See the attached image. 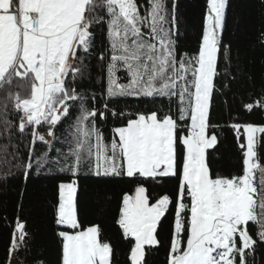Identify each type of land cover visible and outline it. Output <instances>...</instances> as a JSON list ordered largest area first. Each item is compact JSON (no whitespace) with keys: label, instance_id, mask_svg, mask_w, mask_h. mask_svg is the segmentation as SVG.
Here are the masks:
<instances>
[{"label":"snow or ice","instance_id":"snow-or-ice-1","mask_svg":"<svg viewBox=\"0 0 264 264\" xmlns=\"http://www.w3.org/2000/svg\"><path fill=\"white\" fill-rule=\"evenodd\" d=\"M207 5L198 52L179 56L167 0H148L143 13L137 0H0V127L31 137L27 158L13 156L15 166L25 178L46 167L70 174L58 186L55 223L65 229L58 232L60 264H113L111 240L104 239L98 224L85 227L78 216L82 168L97 178L133 184L122 195L115 219L129 244V264H148V254L161 247L165 264H247L246 255L257 244L254 235L264 242V197L254 183L264 159V125L229 116L226 126L242 153L239 174L214 173L208 160V150L219 143L218 125L211 119L213 98L234 77L227 49L220 69L226 0H207ZM101 26L107 45L94 56ZM90 57L99 65L101 108L95 106V94L77 87L89 72ZM126 97L169 103L167 111L148 113L109 108L112 100ZM241 107L264 111V91ZM73 111L60 141L65 147L53 157L57 125ZM109 115L127 119L106 138L101 124ZM42 125L52 141L39 133ZM37 142L48 149L39 156ZM168 179L177 181L175 194L153 197L148 185ZM169 213L171 228L162 240L161 225ZM27 237L26 223L17 217L4 264L26 250Z\"/></svg>","mask_w":264,"mask_h":264},{"label":"trees","instance_id":"trees-1","mask_svg":"<svg viewBox=\"0 0 264 264\" xmlns=\"http://www.w3.org/2000/svg\"><path fill=\"white\" fill-rule=\"evenodd\" d=\"M148 0H137L141 12L145 11ZM169 12L175 20L170 24L177 54L195 55L202 41L205 17L208 11L207 0H167ZM174 5V8H173ZM171 20V16L169 17ZM221 63L223 71L225 49L230 56V72L234 79L224 89L223 94L213 98L211 119L218 125L215 129L219 143L215 149L208 150V160L214 173L221 175L239 174L241 169V150L235 138V133L226 124L230 123L229 116L239 123L264 125V111L256 109L251 113L244 110L242 103L251 102L264 91V0H227L224 27L221 35ZM96 52L99 53L107 45L105 28L96 29ZM120 75L123 76L121 73ZM99 65L95 58L90 57L89 72L85 78L78 81L77 87L81 92L95 94V106L101 108L98 86ZM126 82V80H121ZM167 99L151 98H116L109 103V108L118 112L148 113L156 109L167 111ZM75 116L62 120L57 125L59 138L53 143L51 156L56 155L57 148L65 146L60 142L68 132L69 125ZM13 119H15L13 117ZM119 116L109 115L106 122L101 124L106 138H110L114 127L122 126L124 120ZM47 125L39 127L38 131L47 135ZM30 134L21 135L13 127L9 133L0 127V264H4L10 247L14 222L17 217L26 223L28 233L26 250L15 253L16 260L25 264H60L61 239L55 223L56 207L59 202V184L68 182L67 173L59 172L55 167H46L39 172L33 170L25 178L23 170L15 166L13 156L17 160H25L29 152ZM49 136V141H52ZM47 146L37 142L35 155L47 151ZM264 156V148L260 150ZM260 167H264V159ZM77 210L82 224H98L102 229L105 240H111L115 254L113 264H129L127 259L129 244L121 238L115 219L118 213L122 195L133 187L131 181L118 178H97L85 169H81L78 179ZM177 181L168 179L163 183H150V194L155 197L161 192L175 194ZM172 224V215L168 214L161 225V239L166 240ZM253 234L256 227L251 225ZM254 250L247 253V264H264V242L258 237ZM166 249L148 254V264H165Z\"/></svg>","mask_w":264,"mask_h":264},{"label":"rangeland","instance_id":"rangeland-1","mask_svg":"<svg viewBox=\"0 0 264 264\" xmlns=\"http://www.w3.org/2000/svg\"><path fill=\"white\" fill-rule=\"evenodd\" d=\"M227 3V0H226ZM225 12H226V8H225ZM225 19V18H224ZM223 31V30H222ZM222 35V33H221ZM242 131V130H241ZM260 134H258L259 136ZM262 169H256L254 172V183L255 186L258 189V195L260 197H264V167H260ZM15 253H13L14 255ZM246 260H247V255H246Z\"/></svg>","mask_w":264,"mask_h":264},{"label":"crops","instance_id":"crops-1","mask_svg":"<svg viewBox=\"0 0 264 264\" xmlns=\"http://www.w3.org/2000/svg\"><path fill=\"white\" fill-rule=\"evenodd\" d=\"M44 137H45V140L49 141V136H44ZM258 169H262V168L258 167ZM58 228L64 229L62 226H58ZM10 259H11V264H25L24 261L22 260L21 261L16 260L15 254L14 255L12 254Z\"/></svg>","mask_w":264,"mask_h":264}]
</instances>
